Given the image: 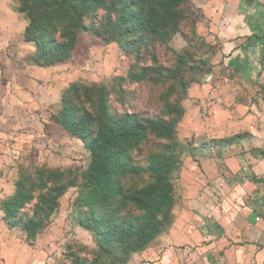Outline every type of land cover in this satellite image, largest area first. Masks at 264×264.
Wrapping results in <instances>:
<instances>
[{
	"label": "rangeland",
	"instance_id": "1",
	"mask_svg": "<svg viewBox=\"0 0 264 264\" xmlns=\"http://www.w3.org/2000/svg\"><path fill=\"white\" fill-rule=\"evenodd\" d=\"M182 9L180 26L165 42L151 39L128 53L84 32L69 61L47 75L31 76L37 83L31 84L30 99H38L34 88L40 86L41 99L55 105L41 111L39 123L30 120L28 128H16L22 138L14 146L7 138L8 143H0V204L15 193L20 172L33 174L35 167L77 168L71 176L79 185L83 182L89 153L80 139L51 120L71 84L104 86L112 111L119 114L169 120L175 114H168V107L178 110L172 118L180 160L172 174L173 223L127 264H264V0H187ZM92 16L99 23L105 12L100 9ZM27 24L16 1L0 0V42L9 37L10 43H26L22 31ZM11 54L0 50V99L8 76L17 71ZM179 57L184 58L181 71ZM26 64L35 66L31 60ZM131 69L145 79L134 80ZM44 127L50 135L45 132L47 140L36 147ZM257 135L260 148L249 144ZM167 144L151 136L142 152L133 153L136 165L146 168L149 155ZM10 147L14 150L8 153ZM240 159L245 165L238 170ZM248 160L263 162L254 170L259 175L249 173ZM150 182L149 173H142L125 185L133 190ZM78 191L68 190L36 239L10 230L0 210V264H71L73 256L93 262V235L74 222ZM106 262L103 258L99 264Z\"/></svg>",
	"mask_w": 264,
	"mask_h": 264
},
{
	"label": "trees",
	"instance_id": "2",
	"mask_svg": "<svg viewBox=\"0 0 264 264\" xmlns=\"http://www.w3.org/2000/svg\"><path fill=\"white\" fill-rule=\"evenodd\" d=\"M14 1L28 22L25 41L35 47L30 60L47 69L69 61L84 32L117 44L128 53L136 46L148 45L151 39L165 42L180 26L187 0ZM100 9L104 18L92 22V15ZM183 64L184 58L179 57L180 71ZM131 72L134 80L146 77L133 69ZM107 96L104 86L71 84L52 116L51 122L71 138L80 139L89 153L90 162L81 172L83 182L79 185L71 176L77 168L35 167L33 174L20 172L15 193L0 204L10 230L36 239L47 228L62 197L79 187L74 222L93 235L97 249L93 262L73 256L71 264H99L103 258L109 264H127L133 253L146 249L173 223L172 174L180 164L174 142L176 121L172 119L177 108L168 107L167 113L175 114L169 120L119 114L112 111ZM151 136L166 139L168 144L149 155L146 168L136 165L133 153L140 151ZM220 144L221 149L224 141ZM142 173H149L152 182L139 189L126 187L128 178Z\"/></svg>",
	"mask_w": 264,
	"mask_h": 264
},
{
	"label": "crops",
	"instance_id": "3",
	"mask_svg": "<svg viewBox=\"0 0 264 264\" xmlns=\"http://www.w3.org/2000/svg\"><path fill=\"white\" fill-rule=\"evenodd\" d=\"M27 25H26L24 31H22L23 37H24L25 30L27 28ZM9 40L10 39L8 37V38H5L2 42H0V50L5 49V50H8L9 53H12L11 55L16 59L15 61H18L17 62L18 64L15 65L17 68V71L15 73H13L12 75L8 76L9 79L7 80V83L5 84L6 88L4 90H2V92L4 94V98L0 99V143H2V142L8 143V142H5L6 138H7V139H10V142H9L10 145L14 146L16 141H19L22 138V137H20L19 134L16 133L15 129L19 128V127L25 128V126H27V128H28V126H30V122H31L30 120H34L35 124L39 123L38 121L40 120V117L42 116L41 111L43 113L45 111L47 112L48 111L47 108L49 106H50L49 108H52L55 104H48L46 99H41V97H43V96L41 93V88H39L40 86H38V88H34L37 90L36 96L38 97V99H30L32 97V96H30V87H32L35 83H37V82L32 81L31 76H34L35 74H36V76H38V74H40V73L47 75L50 68L44 69V68H39V67H35V66L32 67V66L26 64V61L28 63L30 62V56H31V53L34 51V48H33L32 44L27 43L25 41V38H24V41L27 44L22 42V44L20 43L19 45H17V43L14 42L15 39H12V43H10ZM17 42H19V40H17ZM10 44H12V48L10 47ZM13 44L14 45L16 44V47H14ZM7 45H8V47H7ZM1 69L3 70L2 66H1ZM6 74H7V72H6ZM8 74H9V72H8ZM4 76H5V73H4ZM5 77H7V76H5ZM38 83H40V80ZM31 84H33V85L31 86ZM11 93L15 94V96H12ZM32 116H33V118H31ZM37 126L38 125H35V127H37ZM40 130H42V132L38 135V138L35 139L34 145L36 147H41L40 146L41 141L46 138L45 135H47L48 131H50V130L46 131L45 127L43 129H40ZM22 131L24 132V134H22V136H25V129H23ZM255 133L258 134V131H256ZM26 134L29 135V133H26ZM251 134L253 136L254 133L251 132ZM28 135H26V137ZM48 135H50V132ZM258 136L259 135H257V137H253L252 140L250 139L251 137L249 138L250 139L249 144H252V146H254L255 148H260V145H258V144H260V140H259ZM27 138H29V136ZM46 140H47V138H46ZM11 148L12 147L7 148L8 153H9V151L14 150ZM205 163L208 164L209 166L212 165V163L208 160H205ZM250 163L254 164L253 168H250V165H249ZM241 165H243V166L245 165L243 159H240L239 163L235 164V166L238 170H239ZM262 165H263V162H260L257 160H255V161H249L248 160L246 162V167L249 170V173H251V172L255 173L254 170H259ZM255 175H259V173H255ZM238 178H240L239 175H238ZM252 244H254V243H252Z\"/></svg>",
	"mask_w": 264,
	"mask_h": 264
}]
</instances>
